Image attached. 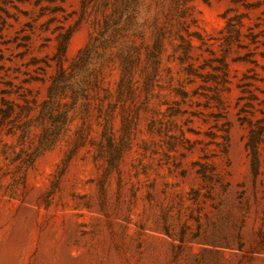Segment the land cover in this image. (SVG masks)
I'll return each instance as SVG.
<instances>
[{"label": "rangeland", "instance_id": "rangeland-1", "mask_svg": "<svg viewBox=\"0 0 264 264\" xmlns=\"http://www.w3.org/2000/svg\"><path fill=\"white\" fill-rule=\"evenodd\" d=\"M0 264H264V0H0Z\"/></svg>", "mask_w": 264, "mask_h": 264}, {"label": "trees", "instance_id": "trees-1", "mask_svg": "<svg viewBox=\"0 0 264 264\" xmlns=\"http://www.w3.org/2000/svg\"><path fill=\"white\" fill-rule=\"evenodd\" d=\"M64 52V49L63 51ZM64 71V69H62ZM58 81L59 79H56L53 83V85L50 87V95L49 98H51V95H53L54 93L56 94V90H58Z\"/></svg>", "mask_w": 264, "mask_h": 264}]
</instances>
